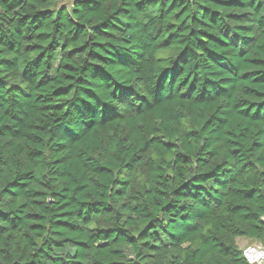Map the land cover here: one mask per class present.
<instances>
[{"label":"trees","instance_id":"16d2710c","mask_svg":"<svg viewBox=\"0 0 264 264\" xmlns=\"http://www.w3.org/2000/svg\"><path fill=\"white\" fill-rule=\"evenodd\" d=\"M264 243V0H0V264H248Z\"/></svg>","mask_w":264,"mask_h":264},{"label":"built area","instance_id":"2783aa9c","mask_svg":"<svg viewBox=\"0 0 264 264\" xmlns=\"http://www.w3.org/2000/svg\"><path fill=\"white\" fill-rule=\"evenodd\" d=\"M242 250L248 264H264V243L251 244Z\"/></svg>","mask_w":264,"mask_h":264},{"label":"rangeland","instance_id":"374dc122","mask_svg":"<svg viewBox=\"0 0 264 264\" xmlns=\"http://www.w3.org/2000/svg\"><path fill=\"white\" fill-rule=\"evenodd\" d=\"M61 1L65 4H69V5L72 3V0H61ZM251 244H255V242H252V241L245 239V238L239 239V243H238V245L241 249H244L245 247H247L248 245H251Z\"/></svg>","mask_w":264,"mask_h":264},{"label":"crops","instance_id":"0c3cea01","mask_svg":"<svg viewBox=\"0 0 264 264\" xmlns=\"http://www.w3.org/2000/svg\"><path fill=\"white\" fill-rule=\"evenodd\" d=\"M238 243H239V239H238Z\"/></svg>","mask_w":264,"mask_h":264}]
</instances>
